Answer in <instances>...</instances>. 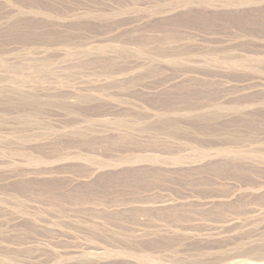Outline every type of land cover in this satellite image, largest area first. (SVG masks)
<instances>
[{
    "label": "rangeland",
    "instance_id": "1",
    "mask_svg": "<svg viewBox=\"0 0 264 264\" xmlns=\"http://www.w3.org/2000/svg\"><path fill=\"white\" fill-rule=\"evenodd\" d=\"M0 264H264V0H0Z\"/></svg>",
    "mask_w": 264,
    "mask_h": 264
}]
</instances>
